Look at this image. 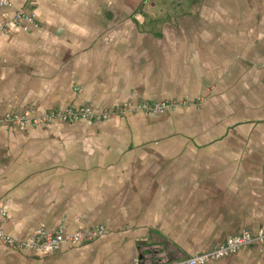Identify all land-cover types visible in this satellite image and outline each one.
<instances>
[{
	"label": "crops",
	"instance_id": "0c3cea01",
	"mask_svg": "<svg viewBox=\"0 0 264 264\" xmlns=\"http://www.w3.org/2000/svg\"><path fill=\"white\" fill-rule=\"evenodd\" d=\"M19 9L33 24L14 20ZM124 102L179 105L0 125L6 233L106 229L43 253L0 243V264H168L264 232V0L0 7V119ZM207 264H264V240Z\"/></svg>",
	"mask_w": 264,
	"mask_h": 264
},
{
	"label": "built area",
	"instance_id": "2783aa9c",
	"mask_svg": "<svg viewBox=\"0 0 264 264\" xmlns=\"http://www.w3.org/2000/svg\"><path fill=\"white\" fill-rule=\"evenodd\" d=\"M8 5L9 0H0V7H6ZM33 18V14H28L23 9L17 10L14 14V20H24L29 24H33ZM178 105L176 102H144L137 104L124 102L115 108L114 111L108 112H96L90 105H82L80 107H66L61 110H53L41 116H34L30 111H24L22 113L5 114L0 119V125L13 124L17 128L26 129L28 127L49 126L55 122L73 123L83 120L88 123H95L108 120L112 115H124L132 112L161 114ZM5 222L6 213L3 209H0V243L7 248L27 252L43 253L46 251H55L63 245L74 246L93 241L106 233V229L102 225L72 233L67 232L62 225L52 232L39 228L27 236L17 237L4 231L3 226ZM262 240H264V232L252 235L249 231H243L239 235L228 237L222 244L216 247L206 251L196 252L183 260L168 264H207L211 261L233 255L242 247L261 242ZM133 264H138V261L135 260Z\"/></svg>",
	"mask_w": 264,
	"mask_h": 264
},
{
	"label": "rangeland",
	"instance_id": "374dc122",
	"mask_svg": "<svg viewBox=\"0 0 264 264\" xmlns=\"http://www.w3.org/2000/svg\"><path fill=\"white\" fill-rule=\"evenodd\" d=\"M91 106V105H90ZM120 106V105H119ZM92 107V106H91ZM93 108V107H92ZM117 108V107H116ZM93 110L94 111H96V112H101V111H98V110H95L94 108H93ZM83 121V120H82ZM79 122V121H78ZM84 122H86V121H84ZM88 123V122H87ZM95 123H99V122H95Z\"/></svg>",
	"mask_w": 264,
	"mask_h": 264
}]
</instances>
